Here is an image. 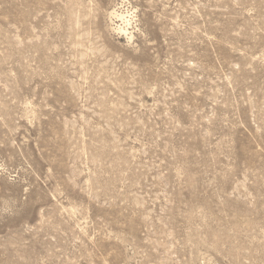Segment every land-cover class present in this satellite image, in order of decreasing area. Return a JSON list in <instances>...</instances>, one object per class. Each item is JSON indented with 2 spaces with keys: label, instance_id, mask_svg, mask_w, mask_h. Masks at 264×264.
<instances>
[{
  "label": "rangeland",
  "instance_id": "374dc122",
  "mask_svg": "<svg viewBox=\"0 0 264 264\" xmlns=\"http://www.w3.org/2000/svg\"><path fill=\"white\" fill-rule=\"evenodd\" d=\"M0 264H264V0H0Z\"/></svg>",
  "mask_w": 264,
  "mask_h": 264
},
{
  "label": "bare ground",
  "instance_id": "6f19581e",
  "mask_svg": "<svg viewBox=\"0 0 264 264\" xmlns=\"http://www.w3.org/2000/svg\"><path fill=\"white\" fill-rule=\"evenodd\" d=\"M118 16H120V18H123L124 15L122 13H120ZM126 21H128V20H126ZM119 28H120L121 31H124L125 33L127 32V30H126V28L124 26L123 27L119 26Z\"/></svg>",
  "mask_w": 264,
  "mask_h": 264
}]
</instances>
